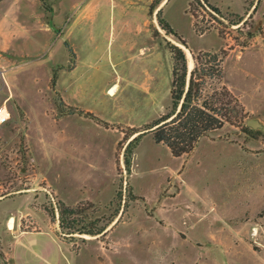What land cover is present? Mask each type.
<instances>
[{"label":"rangeland","instance_id":"374dc122","mask_svg":"<svg viewBox=\"0 0 264 264\" xmlns=\"http://www.w3.org/2000/svg\"><path fill=\"white\" fill-rule=\"evenodd\" d=\"M153 1L0 0V106L10 113L0 127V264H11L15 234L41 231L59 244L58 264H264L261 138L226 125L175 158L145 133L130 173L122 163L124 133H144L170 109V44L191 69L192 55L228 50L223 82L246 125L264 130V0H209L224 22L198 9L199 30L213 25L224 38L194 31L191 0H161L151 12ZM159 9L185 45L160 28ZM233 15L247 25L229 26ZM58 202L80 204L84 223L113 221L103 236H65L43 209ZM35 241L31 255L21 249L29 239L15 241L12 264H40Z\"/></svg>","mask_w":264,"mask_h":264},{"label":"trees","instance_id":"16d2710c","mask_svg":"<svg viewBox=\"0 0 264 264\" xmlns=\"http://www.w3.org/2000/svg\"><path fill=\"white\" fill-rule=\"evenodd\" d=\"M45 1L40 0L42 5L45 4ZM160 2L161 0L152 2L150 5L151 12ZM198 9L204 11L213 21L219 19L224 22L225 20L221 9L212 5L209 0H191L188 4V13L193 19L192 27L194 31L202 34L214 28L218 36L224 38L225 31L213 25H207L199 30L196 21V11ZM47 11L50 12V9ZM250 16L251 14L248 18ZM156 17L162 30L175 37L182 45H185V42L172 29L168 21L162 17L161 9L157 11ZM233 17L235 21L228 23L229 26L247 25V20L243 16L233 15ZM248 37L251 38L252 34H248ZM168 49L173 59L169 90L170 109L165 115L152 121L144 130V133L133 129H130L128 134L123 132L122 141L127 144L123 150L122 163L127 173L131 171L133 151L145 133H151L153 140L157 144L165 146L175 158L191 153L202 138L222 129L226 125L238 128L241 133L250 139L257 140L261 138L264 141V130H253L246 125L248 113L238 97L223 82L224 63L228 50L198 52L192 55L193 67L189 70L188 64L189 67L192 64L190 65L187 62L182 49L173 44H170ZM68 53L71 61L75 57L74 53L71 49H68ZM56 81L57 76L53 71L50 80V88L53 91L55 90ZM60 103L63 102L60 100ZM65 114L83 116L93 120L98 125L108 127L107 123L89 112L69 109ZM131 191L129 189V199L134 201L136 197ZM116 198L121 200V192L116 193ZM80 206L78 204L72 207L65 205L63 202H58L55 208L44 207L43 209L52 222H57L59 230L65 236H103L106 233L107 226L112 223L113 219L107 221L105 226H101L100 221L97 219L84 223L78 217L82 211Z\"/></svg>","mask_w":264,"mask_h":264},{"label":"crops","instance_id":"0c3cea01","mask_svg":"<svg viewBox=\"0 0 264 264\" xmlns=\"http://www.w3.org/2000/svg\"><path fill=\"white\" fill-rule=\"evenodd\" d=\"M97 12L95 11L93 14L95 15ZM1 90H2V88L0 87V91ZM24 113L27 114L28 119L30 120V118H29L30 115L28 114V112H24ZM45 117H46V114H45ZM3 125H1V126H3ZM24 238L30 240V242L22 244L23 247L21 249H23V253L24 254L31 255L32 249H33L32 239H35L37 241V242L35 241V243L39 244L40 251H38V254L36 252H33V254H34V258L36 257V255H38L37 258H39V261H40L39 263L40 264H58L57 263L58 262V258L59 257L62 258L61 248L59 247V244L56 242L55 238L53 236H51L49 233L43 232V231H41V232H19V233L15 234L10 239L9 257H10V263L11 264H12V256H13V251H12L13 243L15 241H17V243H20V241L22 239H24ZM38 240H40V243L43 242L44 250H43L42 244H40ZM48 246H52L53 247V251H54L53 257H50V258H48L49 257V248H50ZM56 254H57V256H56Z\"/></svg>","mask_w":264,"mask_h":264},{"label":"bare ground","instance_id":"6f19581e","mask_svg":"<svg viewBox=\"0 0 264 264\" xmlns=\"http://www.w3.org/2000/svg\"><path fill=\"white\" fill-rule=\"evenodd\" d=\"M191 64V63H190ZM190 68V67H189ZM191 69V68H190ZM116 87L114 86L112 89H111V91L108 93L109 95H114V93H115V89ZM2 116H7V113L4 111V108H2V111L0 112V118H2ZM13 227H14V224H13V219H11L10 221H9V229L11 230V229H13Z\"/></svg>","mask_w":264,"mask_h":264},{"label":"built area","instance_id":"2783aa9c","mask_svg":"<svg viewBox=\"0 0 264 264\" xmlns=\"http://www.w3.org/2000/svg\"><path fill=\"white\" fill-rule=\"evenodd\" d=\"M3 106H0V112L2 111V108H4V111L7 113V116H2V118H0V126L5 124L9 120V117H10V114L7 111L6 107L5 106L3 107Z\"/></svg>","mask_w":264,"mask_h":264},{"label":"water","instance_id":"95a60500","mask_svg":"<svg viewBox=\"0 0 264 264\" xmlns=\"http://www.w3.org/2000/svg\"><path fill=\"white\" fill-rule=\"evenodd\" d=\"M188 68H189V67H188ZM189 70H190V68H189ZM247 124H248V125H251V123H250V122H247Z\"/></svg>","mask_w":264,"mask_h":264}]
</instances>
